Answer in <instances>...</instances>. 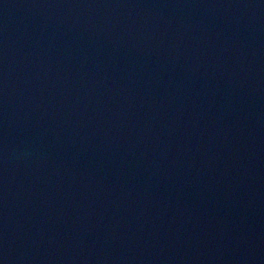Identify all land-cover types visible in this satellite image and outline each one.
<instances>
[{
  "label": "water",
  "instance_id": "water-1",
  "mask_svg": "<svg viewBox=\"0 0 264 264\" xmlns=\"http://www.w3.org/2000/svg\"><path fill=\"white\" fill-rule=\"evenodd\" d=\"M0 264H264V0H0Z\"/></svg>",
  "mask_w": 264,
  "mask_h": 264
}]
</instances>
